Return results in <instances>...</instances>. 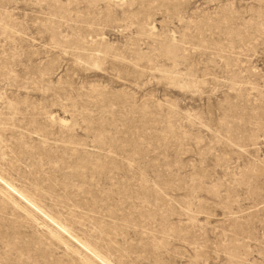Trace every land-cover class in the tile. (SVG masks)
<instances>
[{
    "label": "rangeland",
    "instance_id": "1",
    "mask_svg": "<svg viewBox=\"0 0 264 264\" xmlns=\"http://www.w3.org/2000/svg\"><path fill=\"white\" fill-rule=\"evenodd\" d=\"M89 263L264 264V0H0V264Z\"/></svg>",
    "mask_w": 264,
    "mask_h": 264
},
{
    "label": "bare ground",
    "instance_id": "2",
    "mask_svg": "<svg viewBox=\"0 0 264 264\" xmlns=\"http://www.w3.org/2000/svg\"><path fill=\"white\" fill-rule=\"evenodd\" d=\"M4 193H5V192H4ZM4 193H3V194H4ZM7 195H8V194H7ZM4 197H5V196H4ZM85 260H86V259H85ZM89 264H90V263H89ZM91 264H92V263H91Z\"/></svg>",
    "mask_w": 264,
    "mask_h": 264
}]
</instances>
